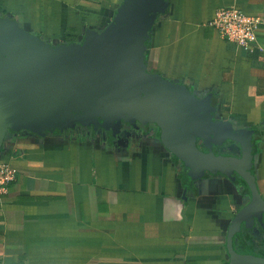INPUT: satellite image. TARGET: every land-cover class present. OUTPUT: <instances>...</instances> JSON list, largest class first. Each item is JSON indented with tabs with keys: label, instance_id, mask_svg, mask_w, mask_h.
I'll list each match as a JSON object with an SVG mask.
<instances>
[{
	"label": "crops",
	"instance_id": "obj_1",
	"mask_svg": "<svg viewBox=\"0 0 264 264\" xmlns=\"http://www.w3.org/2000/svg\"><path fill=\"white\" fill-rule=\"evenodd\" d=\"M123 0H0L50 45L102 31ZM146 41V66L204 97L253 132L252 173L264 200V31L253 53L211 26L220 8L264 17V0H166ZM72 44V43H71ZM0 164L18 170L0 197V264H229L226 233L248 196L207 176L183 199L181 164L152 129L114 150L82 130L8 139Z\"/></svg>",
	"mask_w": 264,
	"mask_h": 264
},
{
	"label": "water",
	"instance_id": "obj_2",
	"mask_svg": "<svg viewBox=\"0 0 264 264\" xmlns=\"http://www.w3.org/2000/svg\"><path fill=\"white\" fill-rule=\"evenodd\" d=\"M168 7L166 0H123L102 31L89 30L68 45H49L0 17V154L8 132L42 139L76 127L110 134L123 124L150 125L184 169L183 199L207 176L248 190L247 204L229 223L226 255L229 264H264V256L234 248L243 225L257 222L264 232V200L252 173L253 132L219 118L214 95L195 97L143 63L148 35ZM216 142L233 144V156L215 154Z\"/></svg>",
	"mask_w": 264,
	"mask_h": 264
},
{
	"label": "built area",
	"instance_id": "obj_3",
	"mask_svg": "<svg viewBox=\"0 0 264 264\" xmlns=\"http://www.w3.org/2000/svg\"><path fill=\"white\" fill-rule=\"evenodd\" d=\"M211 26L225 41L243 52L253 53L257 34L264 31V17L247 16L235 7L220 8L215 12ZM18 170L8 164H0V197L6 195L16 180Z\"/></svg>",
	"mask_w": 264,
	"mask_h": 264
},
{
	"label": "flooded vegetation",
	"instance_id": "obj_4",
	"mask_svg": "<svg viewBox=\"0 0 264 264\" xmlns=\"http://www.w3.org/2000/svg\"><path fill=\"white\" fill-rule=\"evenodd\" d=\"M154 73V72H152ZM155 74H158L155 72ZM159 75V74H158ZM161 76V75H159ZM163 79L168 80L166 77L161 76ZM192 92V91H191ZM193 95L195 97L198 98H202L201 96H199L198 94L192 92ZM135 127L132 126H127V125H122L120 128H116L113 130V132H111L110 134L102 131V130H96L95 133H92L91 128H81V127H76V130H82L84 132V134L87 137L90 138H94L97 139L98 141H101L102 143L108 145L109 147L113 148L114 150H119L122 148L127 147L128 143L134 139L136 136H138V134L140 133H144L146 131H149V129H151L152 127L150 125H146V124H138L135 123ZM74 131V130H73ZM70 132V131H68ZM66 132V133H68ZM229 143V142H228ZM200 145V144H199ZM225 145H229L228 147L225 148V152H223L224 150V146ZM201 150L205 151V149L202 148V146L200 145ZM213 151L215 154H219L220 155H227V156H233V144H227V142L225 143H218L216 142L215 147H213ZM222 151V152H220ZM235 160H238V158L236 159V156H234ZM244 193L247 194L246 189L244 190ZM248 196V194H247ZM248 202V199L246 198L245 202L242 204L241 207H239L235 212V214L237 212H239ZM244 228V225L242 227V229ZM259 228V226L257 225V222H254V225L249 229L252 230L254 232H256V230Z\"/></svg>",
	"mask_w": 264,
	"mask_h": 264
},
{
	"label": "trees",
	"instance_id": "obj_5",
	"mask_svg": "<svg viewBox=\"0 0 264 264\" xmlns=\"http://www.w3.org/2000/svg\"><path fill=\"white\" fill-rule=\"evenodd\" d=\"M0 17H8V16H4V15L1 16L0 15ZM10 19L12 21H14L12 18H10ZM14 22L17 23L16 21H14ZM17 24L19 25V23H17ZM19 27L21 29H23L20 25H19ZM24 31H26V30H24ZM26 32H28V31H26ZM28 33H30V32H28ZM34 36L41 37L40 35H37V34H35ZM41 38H43V37H41ZM43 40L45 41L44 38H43ZM66 43L71 44V43H78V42L70 40V41H67ZM48 44L50 45V43H48ZM146 58H147V53H145V56H143V59H144L143 63L145 65H146ZM19 134H23V132H20ZM7 136H9V139H11L14 136V133L8 132ZM246 192L249 195L248 190H246ZM234 248L239 254L250 253V254H255L257 256H264V232L260 228H258L256 230V232L249 230V229H246V228H243L241 233L234 237Z\"/></svg>",
	"mask_w": 264,
	"mask_h": 264
}]
</instances>
